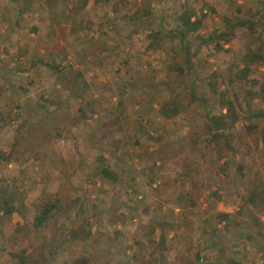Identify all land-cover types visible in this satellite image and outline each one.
Returning a JSON list of instances; mask_svg holds the SVG:
<instances>
[{
    "label": "rangeland",
    "instance_id": "1",
    "mask_svg": "<svg viewBox=\"0 0 264 264\" xmlns=\"http://www.w3.org/2000/svg\"><path fill=\"white\" fill-rule=\"evenodd\" d=\"M186 5L213 9L201 37L222 29V17L252 24L235 27L224 50L200 47L195 80L176 70L174 40L151 37L175 28ZM259 46L264 0H0V205L11 208L0 210V264L37 255L30 223L43 192L61 201L54 227L87 231L51 264H264V117L246 116L264 111V100L246 108L245 84L232 76ZM250 69L261 79L264 61ZM191 83L215 113L224 110L213 90L241 104L245 117L221 131L230 161L222 139L204 147ZM169 95L183 109L166 119L158 108ZM248 189L258 191L255 207Z\"/></svg>",
    "mask_w": 264,
    "mask_h": 264
},
{
    "label": "trees",
    "instance_id": "2",
    "mask_svg": "<svg viewBox=\"0 0 264 264\" xmlns=\"http://www.w3.org/2000/svg\"><path fill=\"white\" fill-rule=\"evenodd\" d=\"M85 3L86 0H77L79 7H84ZM207 11L213 12V9L207 7L206 12ZM206 12L197 11L190 8L188 5L183 6L173 15V19L178 23L175 28L165 27V32L163 34H161L159 29L151 36L154 39L163 37L170 41L174 40L177 43L178 50L176 53L181 56L182 67H176V70L182 73L183 68L186 69L191 74L193 80L197 77L198 71L194 67L192 58L197 54L200 47L212 44L213 52L224 50L221 44L227 43L230 40L235 27L245 26L249 30L252 28L251 23L245 24L240 20H231L227 17H222V29L213 30L201 37L197 35V31L202 27L203 19L207 14ZM160 27L164 28L162 25H160ZM192 34H196L195 36L199 40L194 46L190 41V36ZM262 47L263 46H259L254 49L248 48L241 55L240 65L235 67L234 72H232L233 78L241 80L245 84L243 97L246 108L248 107L249 100L255 98L264 100V75L261 79H255V77L251 75L250 69L252 64L262 63L264 61V50ZM47 67L54 68L52 65ZM211 93L217 95V110L223 109V113L214 112L216 107L213 103H208L212 97H206L204 94L196 95L193 90V83L189 86L188 98L190 102H195L201 108L202 128L205 136L208 138V140L206 139L207 143L204 147L208 146L212 140L218 142V140L222 139V143L230 151L228 155V160L230 161L232 158L230 138L224 136L221 131L231 129L236 122L242 120L245 116L239 113L241 104L237 101L236 95L233 93L229 94L226 90H222L219 93L213 90ZM182 109L183 102L176 96L169 95L168 99L158 108V114L162 118L167 119L175 116ZM246 116L258 120L264 117V111L255 110ZM1 159L5 160L7 157L1 155ZM238 167L240 168V166ZM98 171L102 177L111 181H117L116 175L106 167L100 166ZM247 192H249L247 203L255 207V199L258 191L256 189H248ZM32 207L35 212L30 226L33 233L38 237V251L35 257H31L24 253H11L10 255L17 259L18 264H51L52 255L57 254L63 242L67 240L84 239L86 237L87 231H83L82 228L74 229L70 227L62 230L54 227L53 220L59 214L62 207L61 201L55 193L50 194L43 192L33 201ZM0 210L3 211L4 214H7L11 211V208L7 206L6 202H2ZM46 229L50 231L49 235L44 234Z\"/></svg>",
    "mask_w": 264,
    "mask_h": 264
}]
</instances>
